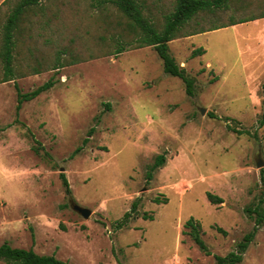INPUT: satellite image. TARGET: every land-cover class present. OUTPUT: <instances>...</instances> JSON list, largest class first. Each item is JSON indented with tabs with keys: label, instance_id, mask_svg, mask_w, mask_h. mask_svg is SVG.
Segmentation results:
<instances>
[{
	"label": "rangeland",
	"instance_id": "1",
	"mask_svg": "<svg viewBox=\"0 0 264 264\" xmlns=\"http://www.w3.org/2000/svg\"><path fill=\"white\" fill-rule=\"evenodd\" d=\"M61 1L68 7L71 0ZM144 1L159 22L173 6ZM78 2L90 15L88 0ZM32 20L41 49L45 36L64 43L69 28L81 26L79 16L58 17L38 37V17ZM81 28L88 36L86 24ZM168 45L194 80L191 95L164 72L153 46L0 83V244L31 247L67 264H217L215 255L237 251L254 225L245 207L262 187L264 17ZM50 77L51 88L17 108L14 83L28 92ZM158 154L165 162L148 179ZM208 192L222 202H210ZM71 200L91 214L81 216ZM190 217L200 222L211 254L184 233ZM237 264H264V223Z\"/></svg>",
	"mask_w": 264,
	"mask_h": 264
},
{
	"label": "trees",
	"instance_id": "2",
	"mask_svg": "<svg viewBox=\"0 0 264 264\" xmlns=\"http://www.w3.org/2000/svg\"><path fill=\"white\" fill-rule=\"evenodd\" d=\"M67 4V1L61 0L58 5L57 0H18L11 7L5 21L0 23V83L14 80L18 75L36 74L101 56L116 55L132 48L153 46L162 60L164 72L179 77L185 84L186 93L191 95L194 80L170 54L168 43L179 36L203 33L264 17V0H173L172 9L163 14L161 22L155 20L150 12H145L147 5L144 0H88V16H83L78 0H71L68 7ZM75 15L79 16L81 26L84 23L88 27L84 31L88 36L81 33V26L80 30L72 27L69 28L72 36L68 37L67 42L58 44L52 37L45 36V48L41 49L36 45L33 16L38 17L37 36L40 37L41 30L47 28L55 18L64 19ZM39 18L43 19L42 22H39ZM192 22L197 27H193L190 32L185 30L191 27ZM22 61L25 62L24 66ZM53 84V77H50L32 90L22 92L17 83H14L18 98L17 108L23 101L35 98ZM87 141L88 138L83 139V142ZM34 149L38 152L37 147ZM79 149L80 147L75 152ZM164 162V154L156 155L154 162L147 167L146 177L151 179L152 172ZM262 171V187L258 199L245 207L248 216L254 221L253 228L237 243V251L223 256L215 255L217 264L239 263L264 223V168ZM59 175L69 192L65 174ZM207 198L212 203L222 202L220 197L209 192ZM136 207L135 201L131 209L136 211ZM129 215L130 212H125L117 225H125ZM143 217L152 219L151 215L144 214ZM200 227V222L190 217L184 222V228L187 229L184 233L209 255L211 252L201 236ZM218 230L224 231L221 228ZM0 260L4 264H67L52 254H39L31 247H13L8 242L0 244Z\"/></svg>",
	"mask_w": 264,
	"mask_h": 264
},
{
	"label": "water",
	"instance_id": "3",
	"mask_svg": "<svg viewBox=\"0 0 264 264\" xmlns=\"http://www.w3.org/2000/svg\"><path fill=\"white\" fill-rule=\"evenodd\" d=\"M203 111V109H202ZM258 166L263 165L262 162L257 163ZM71 207L73 210H75L77 213H79L84 218H87L91 214V210L89 208L83 207L78 205L75 201L71 200Z\"/></svg>",
	"mask_w": 264,
	"mask_h": 264
},
{
	"label": "crops",
	"instance_id": "4",
	"mask_svg": "<svg viewBox=\"0 0 264 264\" xmlns=\"http://www.w3.org/2000/svg\"><path fill=\"white\" fill-rule=\"evenodd\" d=\"M4 2V0H0V7L2 5V3ZM18 2V0H9L7 4H10V8L16 3Z\"/></svg>",
	"mask_w": 264,
	"mask_h": 264
}]
</instances>
